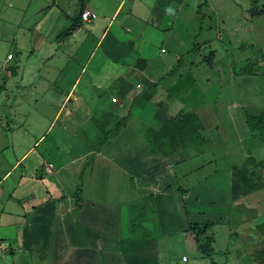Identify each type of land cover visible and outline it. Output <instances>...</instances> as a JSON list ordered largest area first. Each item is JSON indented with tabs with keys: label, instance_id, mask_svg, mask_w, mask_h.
<instances>
[{
	"label": "crops",
	"instance_id": "0c3cea01",
	"mask_svg": "<svg viewBox=\"0 0 264 264\" xmlns=\"http://www.w3.org/2000/svg\"><path fill=\"white\" fill-rule=\"evenodd\" d=\"M200 1L0 0L15 12L8 20L0 12V48L11 49L9 54L16 49L11 59L0 55L3 98H15L12 106L32 105L23 91L33 96L37 81L53 107L49 118L29 115L42 122L37 126L11 127L17 110L5 113L9 148L15 152L18 133L30 142L0 176V251L10 264H161L156 250L169 246L174 234L195 250L193 264H210L199 255L193 228L206 226L214 234L236 210L241 242L248 232L261 242L264 188L235 200V155L228 152L232 162L206 172L211 160L193 163L189 151L170 156L150 140L188 103L183 75L200 65L176 47L183 37L178 15L188 3L210 6V0ZM84 10L98 17L83 22ZM200 104L194 103L198 109ZM201 147L194 154L201 155ZM19 169L16 182H9ZM155 213L161 219L156 229ZM224 249L227 256L222 249L208 256L219 253L228 264L231 247Z\"/></svg>",
	"mask_w": 264,
	"mask_h": 264
},
{
	"label": "rangeland",
	"instance_id": "374dc122",
	"mask_svg": "<svg viewBox=\"0 0 264 264\" xmlns=\"http://www.w3.org/2000/svg\"><path fill=\"white\" fill-rule=\"evenodd\" d=\"M201 1L204 2V0ZM2 3L0 2V12L3 13L2 18L4 20L13 18L15 15L13 7H9L8 2ZM197 6L196 4L194 8L192 4L188 3V7L186 6L178 15L180 18L179 33H183V37L182 42H179L176 47L179 46L178 50H182L183 53L188 50L184 55L186 61L190 63L191 61L199 62L200 65L189 68V70L186 69L187 74L183 75L182 83L188 90L186 95L188 103L182 107V110L184 108L183 111H179L177 115L170 116L165 122L161 123V126L157 129L158 132L156 131L153 134V139L164 137L163 134L170 133L169 136L172 143H174L173 149L177 148V152L189 151V160L193 163H200L203 160L209 162L211 160L208 163L206 172H213L214 170L210 169H214L216 166L227 165L232 162L229 159L230 155H235L236 160L233 159L231 168L240 180H244L247 173H249L248 169H241V166L245 162L247 163V159L254 158L256 165L251 166L250 175L252 173L257 175L258 188L253 192L241 193L235 196V200H238L264 188V144L252 135L247 117H254L264 112V15L252 16V12H249V9L253 7L256 9L264 8V0H210V6L205 4L202 9ZM16 7L19 8L20 4ZM171 10V12L175 11L174 5L171 6ZM209 29L214 33L209 32ZM209 33L213 34L209 42H202L198 46L197 43H200L202 38ZM10 50H7L5 46H1L0 55L7 56ZM13 50L16 49H12V54H14ZM176 61L177 59L174 60V63ZM178 72L176 71L172 76L175 77ZM5 81V74H2L0 85L4 86ZM34 85L37 87L33 88L38 89H33V96H30L29 91L31 90L23 91L28 94V98L33 102L29 106L20 103L12 106L11 104L15 103L12 100H15V98H12V100L3 98L4 91L0 89V115H4L3 118L0 116V176L11 168L16 158L30 145V142L19 139L18 133L14 138L15 152L9 148L12 137H10L11 134L6 137L3 132V129L6 131L9 124V121H6L7 116L5 113L8 115L9 109L16 108L17 110V116L14 117L16 120L10 122L11 127L23 126L24 124L26 126L29 124L37 126L42 123L30 119L29 115L31 117H51L49 112H52L53 107L46 105L43 100V83L37 84V81H35ZM34 98H38V102ZM200 101L203 104H200L201 107L198 109L194 103ZM163 105L165 106V103ZM192 109L198 110L200 113ZM188 114H195L202 121L200 131L206 142L202 141L203 144L199 145L202 146L200 148L201 155H199L200 153L194 154L198 153L193 149L198 144L192 140L190 141L185 134L184 126L187 125L185 118ZM25 115L26 118L23 119L22 117ZM28 116V121L24 123ZM233 132L240 136L232 137L235 135ZM209 140H211V143ZM21 142L26 143L23 145ZM170 150L172 149L170 148ZM228 152H230V155H228ZM242 158L244 160L241 163ZM20 173V169L16 170L9 182H16ZM200 175H202L201 172ZM4 189L6 194L8 191L7 184L4 185ZM74 192L76 191L74 190ZM262 203L264 205V202ZM262 213V220H264V209ZM233 214L232 222L227 221L214 229L213 235L217 238L214 240L213 248L220 253L222 249V255L227 256L228 251L224 248L231 247L228 264L233 263L234 260L238 264H264V235L260 236L261 242L258 243L254 234L248 232L250 237L243 244L241 242L243 236L240 230L241 226H237L241 212L236 210L233 211ZM248 216L250 219L252 218L251 215ZM160 220V217H157V213H155V229ZM251 221L254 222L252 219ZM235 231L239 232L240 235H237ZM31 246L32 244H29L26 248L24 242L23 247L26 252L33 250ZM194 251L187 247L184 236L177 234L171 236L169 246L156 250V252L162 254L159 262H162L161 264H186L183 260H187V258L190 259L187 264H193ZM199 255L203 260L209 261L210 264L211 259L219 264L226 262L225 258L219 253L208 256L200 252ZM27 261L29 262V259L22 260V264H26ZM10 263V256L4 255L0 251V264Z\"/></svg>",
	"mask_w": 264,
	"mask_h": 264
},
{
	"label": "trees",
	"instance_id": "16d2710c",
	"mask_svg": "<svg viewBox=\"0 0 264 264\" xmlns=\"http://www.w3.org/2000/svg\"><path fill=\"white\" fill-rule=\"evenodd\" d=\"M249 12H252V16H261L264 15V8H258L256 9L255 7L249 9ZM81 19H82V13H81ZM75 26V25H74ZM73 26L71 27V29ZM248 117V124L250 127V131L252 135L259 139L263 144H264V112L257 115V116H247ZM185 121L187 125L184 126L185 129V134L188 136L189 140L195 142L198 145L203 144L206 142L205 139L202 136V133L200 131V127L202 126V121L198 116L195 114H188V116L185 118ZM162 129V128H161ZM160 129V130H161ZM164 131V130H163ZM158 132V131H157ZM164 137L160 138H155L153 139L150 138L151 142H153V149L156 150H161L162 153L164 154H170V153H177V148L173 149V144L172 139L169 136L170 133L163 134ZM174 135V134H173ZM166 136V137H165ZM202 139V140H201ZM153 140V141H152ZM156 140V142H155ZM194 144V145H196ZM156 146V148H155ZM176 147V146H175ZM170 148L172 150H170ZM247 163L245 162L243 166H241V169L244 168V170L248 169L247 176H245L244 180H240L238 176L234 174L233 178V183H232V190H233V195L234 198L235 196H238L241 193H250L255 190H257L258 185H257V178L256 174L252 173L250 175V170L251 166L256 163V160L254 158H249L246 160ZM256 165V164H255ZM254 167V166H253ZM244 173V172H243ZM243 181V182H241ZM47 207H50L49 204L44 208L46 209ZM194 231L196 234L197 242H198V247L201 253L206 254V255H211L214 248H213V243H214V236L212 233H209L208 227L206 226H200V225H195L194 226ZM37 233H39L37 231ZM28 234L26 233V236ZM25 244L26 248L29 246V241L25 239ZM31 249V248H30Z\"/></svg>",
	"mask_w": 264,
	"mask_h": 264
},
{
	"label": "built area",
	"instance_id": "2783aa9c",
	"mask_svg": "<svg viewBox=\"0 0 264 264\" xmlns=\"http://www.w3.org/2000/svg\"><path fill=\"white\" fill-rule=\"evenodd\" d=\"M98 17L97 13L91 10H84L82 12V21L83 22H90L93 19H96ZM14 54L10 53L9 54V58H13ZM5 249V246L3 245V243H1L0 241V250Z\"/></svg>",
	"mask_w": 264,
	"mask_h": 264
}]
</instances>
